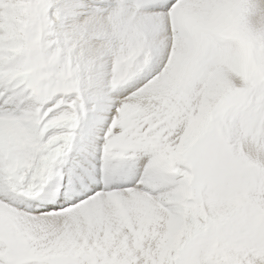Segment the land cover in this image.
<instances>
[{"label":"snow or ice","instance_id":"snow-or-ice-1","mask_svg":"<svg viewBox=\"0 0 264 264\" xmlns=\"http://www.w3.org/2000/svg\"><path fill=\"white\" fill-rule=\"evenodd\" d=\"M0 264H264V0H0Z\"/></svg>","mask_w":264,"mask_h":264}]
</instances>
